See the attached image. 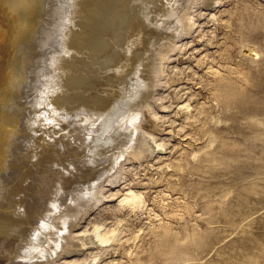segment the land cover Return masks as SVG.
I'll use <instances>...</instances> for the list:
<instances>
[{"label": "rangeland", "instance_id": "obj_1", "mask_svg": "<svg viewBox=\"0 0 264 264\" xmlns=\"http://www.w3.org/2000/svg\"><path fill=\"white\" fill-rule=\"evenodd\" d=\"M65 1L45 0L43 5L46 13L43 12L41 25L51 21L46 27L56 25L55 36L67 22L64 13L68 1ZM197 1L191 10L195 25L176 39L178 48L169 54L161 83L148 100L157 122L148 111L141 110L138 117L139 125L163 144L162 149L152 153L138 150L133 141L127 147L123 144L110 149L112 152L107 150L98 155L89 150L86 139L89 130L84 125L76 127L78 130L72 128L71 136H60L64 146L63 150H57L58 141L51 139V127L42 125L38 129L32 124L51 122L55 114L52 105L31 102L39 94L40 74L37 72L34 79L25 80L19 96V111L24 114L19 122L20 125L25 122V129L27 125L29 129L18 136L8 159L15 162L2 175L4 184L0 190L5 191L0 193H8L0 195V205H3L0 207V264H25L20 248L32 240L31 230L38 226L40 216L45 217L44 208L55 195L57 178L63 179L65 203L70 195H75L76 189L90 191L95 183L104 194L97 203L72 213L74 233L90 229L92 223L116 229V239L107 243L108 253L91 264H236L242 258L264 264V55L260 56L258 65L251 63L247 55L253 46L264 50V1L218 0L215 3L209 0L208 4ZM54 6L60 8L58 14L52 13ZM148 15L154 29L162 27L158 9ZM252 22L263 28L252 33L256 36L254 44L245 45L241 36ZM147 41L145 36V46ZM125 45L123 52L129 51L132 43ZM39 51L33 57L36 58L32 68L40 62L43 50ZM126 70L121 68L120 73ZM111 90L114 94L117 92L115 88ZM38 106L49 120H34ZM121 125V132L124 127L128 128L127 133L134 132L131 122L123 121ZM41 137L45 140L43 143L38 142ZM131 152L138 157H131ZM53 157L60 158V162L55 164ZM66 168L74 172L64 171ZM81 168L86 171L81 172ZM120 168L123 175L118 179L115 175ZM69 174H73V180L67 179ZM128 189L140 194L142 207L118 203ZM60 232L52 230L51 233L53 237L58 235L60 247L45 250L39 257L40 262L65 264L73 258L88 261L85 250L73 251L71 255L72 252L61 248L67 233ZM45 245L42 244L43 249Z\"/></svg>", "mask_w": 264, "mask_h": 264}, {"label": "bare ground", "instance_id": "obj_2", "mask_svg": "<svg viewBox=\"0 0 264 264\" xmlns=\"http://www.w3.org/2000/svg\"><path fill=\"white\" fill-rule=\"evenodd\" d=\"M66 1H68V6L66 7L64 16L65 19L67 18V22L62 24V28L59 30V35L55 36L56 25L46 27L51 21L49 24L41 25L44 19L42 17L44 15L43 5L45 0H0V6H6L5 9L0 10V186L4 181L2 175L6 174V167L15 162H11V160L8 161L12 155L11 149H14L12 148L13 145H15L18 136L22 135L24 130L28 131L29 129V125H27V129H25V122H23L22 125H20L19 122L22 120L21 116L24 114H21V111H19V96L20 93H22L20 90L22 85H24V82H26L25 80L27 78L29 80L34 79L37 72L40 74L41 84L37 87L39 94L36 96L35 101L32 99L31 102H35L34 104L37 105H52L55 108L53 109L52 107L55 114H52L53 117L48 115L52 117V121L50 120L51 122H32V124H34L35 127L37 126L38 129H41L42 125L51 127L50 129L53 130L51 135L53 138L51 139L58 141L56 143L57 150L60 151L64 146L62 143L63 140L60 139V136H71L73 135L70 133L73 130L72 128L82 127L84 125H86V128L89 130V132L87 131L88 133H86V139L89 140V150L94 151L98 155L115 147H123V144L127 147V144H130L133 141L134 148H137L138 150L143 149L151 153L156 149H162L164 147L162 143L155 141V136L146 132L139 125L138 117L140 116L141 110L148 111L150 112L153 121L157 122L158 117L152 112L151 104L148 100L152 93L155 92L156 87L161 83V76L164 73V64L170 56L169 54L178 48L176 39L181 34L187 33L193 25H195V23L193 24L194 20H192L191 10L198 1ZM207 1L209 0H204L205 4L209 3ZM214 1L215 3L216 1L217 3L219 2L218 0ZM52 8V13L54 14H58L60 11V8L57 6ZM156 9H158L159 14L162 15V27L157 26V29H154V25L150 24L149 21L152 19L150 18V15L152 16L153 14L148 15V13L154 12ZM6 10L8 12H6ZM259 28L262 29L263 27L252 22L241 36L242 42L245 45L248 43L254 44L256 36L252 33L256 30L259 31ZM145 36L148 39L146 46L145 43H143ZM55 38L57 40H55ZM131 38L134 40L133 42H131ZM36 41H38L37 44ZM129 43H132L130 50L123 52V47L126 46L125 44ZM53 47L55 49H53ZM47 48L49 49L46 50ZM39 50H43L40 56V62H38L36 68H32L33 59L35 61L36 58L33 57L34 55L36 56V51L41 52ZM34 51L36 53H34ZM247 55H249L248 58L251 63L258 65L260 63V56L264 55V50H259L256 46H253L249 49ZM118 68H120L119 71H117ZM121 68L127 70L120 73ZM28 88H30V86ZM111 88H115V91L117 89V92L114 94V90L110 91ZM110 92L114 95L112 94V96H109ZM153 98L154 94L152 99ZM35 108L34 120L37 121L38 119H41L43 121L45 118L48 119L39 106ZM135 110L137 112H135ZM69 112H71L70 115H68ZM53 120L55 122H53ZM123 121L132 123L134 126L133 133L132 131L130 133L125 132L128 131V128L126 127L123 128L124 130L122 132L119 130ZM63 122H68V124H63ZM75 130L78 129L76 128ZM83 130L84 128L82 131ZM126 133L128 137L125 135ZM132 135L133 138H131ZM33 137H36V135ZM44 141L45 140L42 137L38 138V142L43 143ZM75 141L76 140H74L73 143H75ZM70 147L72 149L71 145ZM129 147L130 145L128 148ZM71 151L73 150H70V153H72ZM32 152L34 153L35 151ZM114 152L117 151L114 150ZM14 155L16 156V154ZM131 157L138 156L131 152ZM125 158L128 157L126 156ZM56 161L60 162V158H55V164L57 163ZM73 161L71 160V162ZM67 162H69V160ZM69 164L72 165L73 163L69 162ZM73 166L74 164L72 167ZM89 166H87V168ZM123 168H120L119 171L117 170L118 172L115 175L116 178L119 179L122 177ZM63 170L67 172L69 171V173L74 172L67 168L66 170ZM82 170L83 169L81 168V172ZM104 171H107V169ZM72 177L73 174H69L67 179L70 180ZM52 179L53 178H51V180ZM55 181V195L49 198L50 200L48 199L49 201L47 202V205L45 204V211L41 209L45 212V217L42 218L40 216L41 214L38 213L41 218H39V222H36L37 219L34 218L36 219V221H34L38 223V226H32L35 227L31 230L33 241H28L20 248V254L23 258L22 262L24 261L25 264L44 263L45 261L40 262L39 257L49 248L55 247V249H58L60 247L61 244L59 245L57 242L58 240L56 239L58 235L55 237H53V235L54 233L60 234V230H62L66 231L67 238L65 241L66 244L63 242L64 246H61V248H65L68 253L72 252L71 255L73 254V251H77L78 253L81 250H85L87 255H89V259L86 262L84 258H73L66 261L65 264H91L93 261L102 258L105 253H108L109 248L106 246L108 242L116 239V229L105 228L98 223H92L90 229H81L74 233V229L71 228L75 226V218H73L72 215L75 213L77 214V210L82 208L85 209L84 207H86V205L97 203L104 198V194L97 189L99 184L95 183L90 191L79 192V190L74 189L75 195H70L68 202L65 203V201L62 200V196L66 195L63 192V179L57 178ZM52 185L54 188V182ZM83 186L85 187V185ZM14 188L15 187H13V189ZM86 188L90 189L88 187ZM71 189L73 188L71 187ZM0 195L5 196L1 193ZM77 201L79 204H77ZM118 203L135 208L142 204V199L138 192L128 189L125 194L120 197ZM73 204L76 207L73 206ZM1 206L3 205H0V207ZM41 210L39 211L41 212ZM8 212L9 211L6 213L8 214ZM52 230L54 233L51 235ZM63 238L65 239V235ZM42 244H46V249L42 248ZM75 256H77V254H75ZM33 260L37 261L31 263ZM43 260H46V257H43ZM236 264L257 263L251 258H242L236 262Z\"/></svg>", "mask_w": 264, "mask_h": 264}, {"label": "water", "instance_id": "obj_3", "mask_svg": "<svg viewBox=\"0 0 264 264\" xmlns=\"http://www.w3.org/2000/svg\"><path fill=\"white\" fill-rule=\"evenodd\" d=\"M5 8H6V6H0V10L5 9ZM6 12H8V11L6 10ZM5 44H7V43H5Z\"/></svg>", "mask_w": 264, "mask_h": 264}]
</instances>
